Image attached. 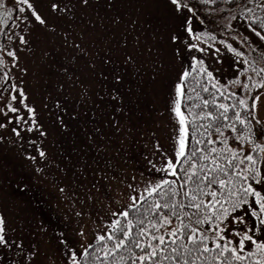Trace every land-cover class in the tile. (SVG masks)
<instances>
[{
	"label": "snow or ice",
	"instance_id": "snow-or-ice-1",
	"mask_svg": "<svg viewBox=\"0 0 264 264\" xmlns=\"http://www.w3.org/2000/svg\"><path fill=\"white\" fill-rule=\"evenodd\" d=\"M88 2L0 0V31L8 26L0 39V141L15 145L37 173L43 170L39 162H50L44 146L50 131L29 91V77L43 68L34 62L37 37L56 33L60 18L71 19L77 4ZM165 7L162 51L171 54V64L162 78L161 114L171 125L167 147L154 144L147 176L142 173L139 182L133 177L110 197L93 230L78 226V240L60 239L61 264H264V135L253 130L254 124L264 128L257 119L264 97V0H165ZM199 11L227 12L220 27L231 42L214 30H196ZM67 36L66 45L88 56ZM48 56L42 51L41 61ZM102 63L111 65L112 57ZM134 63L131 53L123 56L125 66ZM88 67L96 69L93 61ZM59 71L71 78L67 68ZM123 71H111L113 87L105 92L112 126L126 115L118 88ZM100 75L108 79L103 70ZM157 75L153 69L152 79ZM48 102L59 128L67 130L63 103L44 95L40 107L47 110ZM38 254L37 245L26 243L0 213V264H35Z\"/></svg>",
	"mask_w": 264,
	"mask_h": 264
},
{
	"label": "rangeland",
	"instance_id": "rangeland-1",
	"mask_svg": "<svg viewBox=\"0 0 264 264\" xmlns=\"http://www.w3.org/2000/svg\"><path fill=\"white\" fill-rule=\"evenodd\" d=\"M39 3L46 6L47 0ZM197 15L196 30H214L219 38L231 42L220 27L227 12L210 15L200 11ZM167 19L165 0H89L87 7L77 4L71 19L60 18L56 33L38 35L34 62L42 63L43 68L33 74L35 79L29 77V91L50 131L44 142L50 162H39L43 170L37 173L36 165L26 161L15 145L0 141V213L15 223L26 243L37 245L35 264H61L60 239L78 240L74 238L78 226L93 230L94 220L109 198L120 193L133 177L139 182L142 173L147 176V159H152L154 144L167 147L171 125L166 114H161L162 78L171 64V54L162 51ZM4 31H0L1 39ZM66 34L73 43H80L88 56L66 45ZM45 50L49 56L41 61ZM129 53L135 63L125 66L123 56ZM106 56L112 57L111 65H103ZM89 61L95 63L94 71L88 67ZM61 66L71 73L70 79L59 71ZM118 67L124 68L118 88L127 110L119 116L120 123L112 126L110 98L105 92L113 87L110 73ZM153 69L158 73L155 80ZM101 70L108 74L107 80L101 77ZM225 71L230 72L227 66ZM44 95L58 98L65 106L68 115L62 118L68 123L67 130L56 123L58 113L52 102L47 110L40 107ZM73 111L79 114L75 119L70 115ZM257 119L264 121V97L258 102ZM257 128L264 135V128ZM8 258L5 253L3 259Z\"/></svg>",
	"mask_w": 264,
	"mask_h": 264
},
{
	"label": "trees",
	"instance_id": "trees-1",
	"mask_svg": "<svg viewBox=\"0 0 264 264\" xmlns=\"http://www.w3.org/2000/svg\"><path fill=\"white\" fill-rule=\"evenodd\" d=\"M221 2H222V0H221ZM198 7H208V6H206V5H197ZM225 7H227V5L225 6ZM197 14H200V11L197 13ZM0 39H1V37H0ZM217 99H221V97H217ZM230 102V101H229ZM253 130H254V134H256V135H260V133H259V130H258V128H257V125H253Z\"/></svg>",
	"mask_w": 264,
	"mask_h": 264
}]
</instances>
